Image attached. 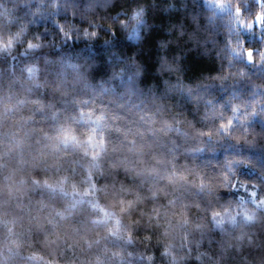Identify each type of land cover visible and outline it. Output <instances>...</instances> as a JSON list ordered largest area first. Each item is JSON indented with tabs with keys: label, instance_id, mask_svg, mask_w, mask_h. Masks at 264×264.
Masks as SVG:
<instances>
[{
	"label": "clouds",
	"instance_id": "clouds-1",
	"mask_svg": "<svg viewBox=\"0 0 264 264\" xmlns=\"http://www.w3.org/2000/svg\"><path fill=\"white\" fill-rule=\"evenodd\" d=\"M0 264H264V0H0Z\"/></svg>",
	"mask_w": 264,
	"mask_h": 264
}]
</instances>
